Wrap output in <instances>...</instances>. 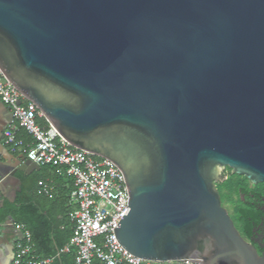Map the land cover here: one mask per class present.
I'll use <instances>...</instances> for the list:
<instances>
[{"label":"water","instance_id":"95a60500","mask_svg":"<svg viewBox=\"0 0 264 264\" xmlns=\"http://www.w3.org/2000/svg\"><path fill=\"white\" fill-rule=\"evenodd\" d=\"M0 73L120 171L129 211L112 231L126 253L264 264L216 189L225 168L264 184V0H0Z\"/></svg>","mask_w":264,"mask_h":264},{"label":"built area","instance_id":"2783aa9c","mask_svg":"<svg viewBox=\"0 0 264 264\" xmlns=\"http://www.w3.org/2000/svg\"><path fill=\"white\" fill-rule=\"evenodd\" d=\"M0 103L12 117L1 134L4 146L38 167L60 171L71 181L67 196L71 205L67 214L71 236L60 253L72 250L73 264H92L94 260L101 264H160L129 255L114 239L112 230L129 211L120 171L108 160L70 146L1 73ZM36 117L44 120L45 127L36 123ZM21 130L32 139L28 148L18 138ZM6 225L17 232L10 264H50V259L30 258L33 245L27 231L12 222Z\"/></svg>","mask_w":264,"mask_h":264},{"label":"crops","instance_id":"0c3cea01","mask_svg":"<svg viewBox=\"0 0 264 264\" xmlns=\"http://www.w3.org/2000/svg\"><path fill=\"white\" fill-rule=\"evenodd\" d=\"M10 112L0 103V175L13 174L14 179L9 180V186L4 190L5 197L0 195V200L13 201L25 181V189L32 195L40 193L43 199H37L39 211L42 216L54 218L55 221L65 222L71 205L66 196L68 188L67 178L63 173L53 168L33 170L32 172H21L17 168L25 161L24 155L13 153L2 141V131L11 123ZM29 179L32 182L29 183ZM16 180L20 182L18 185ZM40 192V193H39ZM11 222V221H8ZM0 226V264H10L13 256V243L17 236L11 227L6 224ZM62 230V227L59 228ZM176 264V263H166Z\"/></svg>","mask_w":264,"mask_h":264},{"label":"trees","instance_id":"16d2710c","mask_svg":"<svg viewBox=\"0 0 264 264\" xmlns=\"http://www.w3.org/2000/svg\"><path fill=\"white\" fill-rule=\"evenodd\" d=\"M36 123L45 127V122L42 118L36 117ZM18 138L24 143L25 148H28L32 139L21 130L18 133ZM15 153L14 151H12ZM44 169L47 167H39ZM50 168V167H48ZM236 178L244 177L236 176ZM32 180L29 179V183ZM22 187L20 192L16 195L13 201L0 200V226L6 222L11 221L14 225L21 226L24 231H27L31 237L32 253L30 258L33 260L38 259H50V264H73L74 253L70 250L68 253H60V250L67 245L71 236V225L66 219L63 221H55L54 218L48 216H42L39 211L37 199H43L44 197L40 193L38 196L32 195L25 188V181L22 180ZM225 183L217 184V189L225 187ZM68 188L66 196L71 189V181L68 182ZM263 185V184H261ZM224 196L220 194V202L222 203ZM62 227V230L59 228ZM92 264H101L94 260Z\"/></svg>","mask_w":264,"mask_h":264},{"label":"flooded vegetation","instance_id":"af4514ba","mask_svg":"<svg viewBox=\"0 0 264 264\" xmlns=\"http://www.w3.org/2000/svg\"><path fill=\"white\" fill-rule=\"evenodd\" d=\"M222 175L228 180L232 175L223 170ZM246 183L235 182L233 194L236 198L234 215L231 218L235 229L257 253L264 257V184H252L245 179ZM219 183H216V186ZM217 189V187H216ZM219 198L220 194L217 189Z\"/></svg>","mask_w":264,"mask_h":264},{"label":"rangeland","instance_id":"374dc122","mask_svg":"<svg viewBox=\"0 0 264 264\" xmlns=\"http://www.w3.org/2000/svg\"><path fill=\"white\" fill-rule=\"evenodd\" d=\"M226 172L229 173L228 168H226ZM235 182L246 183L242 178H236L232 174L229 176L228 180L226 181L225 187L221 186V188L218 189L219 193H221L224 196L221 206L227 211L229 217L231 216V218H233L234 215V204H235L234 202L236 200L233 194V186Z\"/></svg>","mask_w":264,"mask_h":264}]
</instances>
